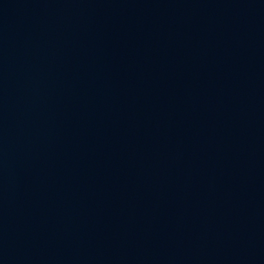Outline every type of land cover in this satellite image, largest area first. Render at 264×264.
<instances>
[{
	"label": "water",
	"instance_id": "water-1",
	"mask_svg": "<svg viewBox=\"0 0 264 264\" xmlns=\"http://www.w3.org/2000/svg\"><path fill=\"white\" fill-rule=\"evenodd\" d=\"M0 264H264V0H0Z\"/></svg>",
	"mask_w": 264,
	"mask_h": 264
}]
</instances>
